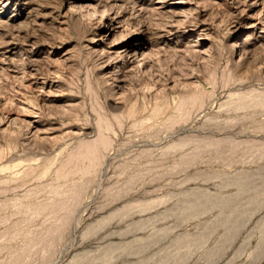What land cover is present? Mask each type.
I'll return each instance as SVG.
<instances>
[{
    "label": "rangeland",
    "instance_id": "obj_1",
    "mask_svg": "<svg viewBox=\"0 0 264 264\" xmlns=\"http://www.w3.org/2000/svg\"><path fill=\"white\" fill-rule=\"evenodd\" d=\"M0 264H264V0H0Z\"/></svg>",
    "mask_w": 264,
    "mask_h": 264
},
{
    "label": "bare ground",
    "instance_id": "obj_2",
    "mask_svg": "<svg viewBox=\"0 0 264 264\" xmlns=\"http://www.w3.org/2000/svg\"><path fill=\"white\" fill-rule=\"evenodd\" d=\"M238 179V178H237ZM235 182H237V180H234ZM240 181V180H239ZM196 197H198L197 196V194H196ZM199 198V197H198ZM222 218V217H221ZM227 218V217H226ZM225 219V218H224ZM241 223V222H240ZM212 225H214L213 226V228L215 229L216 228V226L217 225H215V222H214V224H212ZM223 225V224H222ZM224 226V225H223ZM238 227H239V225L237 224V221H235L234 220V222H233V225H226L225 226V231L227 232V233H229V234H235V232L237 231V229H238ZM211 232H213V231H211ZM120 248V247H119Z\"/></svg>",
    "mask_w": 264,
    "mask_h": 264
}]
</instances>
